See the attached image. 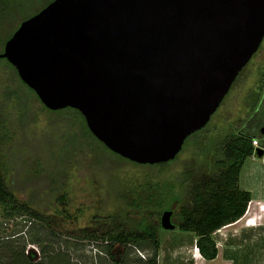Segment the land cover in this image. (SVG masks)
Instances as JSON below:
<instances>
[{"label":"water","instance_id":"obj_1","mask_svg":"<svg viewBox=\"0 0 264 264\" xmlns=\"http://www.w3.org/2000/svg\"><path fill=\"white\" fill-rule=\"evenodd\" d=\"M263 38L264 0H53L0 59L46 109L77 110L108 150L155 165L209 122Z\"/></svg>","mask_w":264,"mask_h":264},{"label":"rangeland","instance_id":"obj_2","mask_svg":"<svg viewBox=\"0 0 264 264\" xmlns=\"http://www.w3.org/2000/svg\"><path fill=\"white\" fill-rule=\"evenodd\" d=\"M49 1L2 0L0 54L5 40ZM262 88L263 95L264 38L209 122L201 131L186 138L181 151L169 165L132 166L120 163L119 168L105 173L92 170L93 166L88 169L94 157L88 142L86 146L90 151L88 148L71 150L72 147L77 149L82 146L83 141L80 140L83 139L78 140L75 130L83 129L84 124L79 120H67L65 117L68 113L46 112L35 104L27 116L28 123L20 121L18 124L16 114L19 106L4 99L10 92L22 93L25 89L19 84L10 65L0 59V169L5 173L6 185L17 200L28 204L47 221L44 223L24 214L5 216L4 207L0 205V245L8 240L14 241L15 245L34 251L35 262L38 263H45L47 259L42 255L40 245H47L54 252H65L71 264H140L139 258L144 262L149 256L147 251L131 249L126 256L121 250L124 249L122 246L120 250L115 249V261L111 262L97 247L101 243L84 238L80 231L98 229L94 223L97 216L109 219L117 214L127 217L135 213L133 208L125 206V200L119 194L130 195L133 192L135 197L140 187L148 183L153 187L159 186L165 196L185 200L192 182L212 171L207 162L208 150L221 142L237 122L244 125L252 117L255 95ZM255 110L248 124L250 133L263 125L264 102L258 103ZM92 146L105 154L100 145L92 143ZM189 170L191 174L188 176ZM239 182V188L255 192L264 189V157L253 161L248 158L239 174ZM145 214L148 217L147 212ZM22 220L30 222L22 225ZM232 228H226L223 234ZM158 236L160 249L194 246L195 236L192 233L181 232L174 227L171 230L161 228ZM39 239L42 242L36 244L35 241ZM228 243L238 245L234 254L229 251L231 257L244 258L247 264H264V231L235 237ZM0 249V264H9L5 248ZM119 253L125 255L122 262Z\"/></svg>","mask_w":264,"mask_h":264},{"label":"trees","instance_id":"obj_3","mask_svg":"<svg viewBox=\"0 0 264 264\" xmlns=\"http://www.w3.org/2000/svg\"><path fill=\"white\" fill-rule=\"evenodd\" d=\"M52 1H49L44 7ZM1 2L2 0H0V8L3 6ZM10 37L11 35L7 40ZM7 40H5V43ZM7 64L10 65L8 62ZM10 67L13 69L19 84L25 89L22 93L10 92L4 99L8 103L13 102L14 105L19 106L16 114L18 124H20V121L24 124L28 123L27 116L30 115L36 105H40L42 110L50 113L66 112L68 113L65 117L67 120L71 122L79 120L84 124L83 129L75 130L78 140L83 139L80 140L83 141L82 146L77 149L73 147L70 149L82 151L88 148L86 146L87 142L90 144L92 151L88 149L94 157L93 162L89 164V170L93 166L92 170L108 173L110 170L119 168L120 163L123 165L144 166L114 154L98 142L89 132L83 116L77 110L65 108L62 111H50L46 109L35 93L19 79L16 70L11 65ZM262 90L263 88L255 95L252 105L254 113L257 104H260L261 101L262 104L264 102ZM254 113L244 125L240 121L237 122L221 142L215 143L208 150L207 162L211 165L212 171L192 182L187 189L188 193L185 200L179 201L175 197L165 196L164 191L162 192L159 186L153 187L148 183L140 187L135 197H133V192L130 195L119 194L120 198L125 200V206L133 208L135 213L127 217L125 214L124 216L117 214L109 219L97 216L94 223L98 229H82L80 232L83 233L84 238L95 242L99 241L101 244L97 247L101 249V253L110 258L111 262L115 261V249L120 250V246H122L124 249L121 250H124L123 253L126 256L131 249L147 251L149 253L148 258L144 262L139 258L140 264H157V254L160 249L158 233L161 229L159 218L163 213L171 212L170 221L174 229L192 233L195 236V245L203 259L207 261L214 260L217 249L212 238L213 232L237 222L245 214L251 201L250 194L241 190L238 185L240 171L245 161L253 155L252 140H257L260 148L264 149V139L262 138L264 135H261L258 131L261 126L252 133L249 132L250 130L248 131L250 128L248 124L255 115ZM92 143L103 147L105 154L99 151L97 147L92 146ZM116 159L118 162H116ZM170 163L171 161L153 166L164 167ZM187 174L188 176L191 174L190 170L187 171ZM0 205L4 207L5 216L12 217L15 214H24L41 222H47L43 215L32 210L28 204L20 203L17 200L6 185L5 173L1 172V169ZM145 212H147L148 217H146ZM40 242H42L40 239L35 241L36 244H40ZM116 245H119V248H116ZM2 247L5 248L4 251L8 254L9 264H71L65 252H54L47 245H40L42 255L47 258L45 263L35 262L36 254L34 251L30 250L26 254L24 246L19 247L15 245L14 241L8 240L0 245V248ZM125 247L130 248L125 249ZM123 253H119L122 256L121 262L125 256Z\"/></svg>","mask_w":264,"mask_h":264},{"label":"crops","instance_id":"obj_4","mask_svg":"<svg viewBox=\"0 0 264 264\" xmlns=\"http://www.w3.org/2000/svg\"><path fill=\"white\" fill-rule=\"evenodd\" d=\"M262 150H263L262 157L259 158L255 155V157L252 156L249 159L251 161H253V159H255V158L263 159L264 149H262ZM240 182H239V184H240ZM240 189L243 191H246L250 194L251 201L249 203H252V204L250 205L251 207H249V211L252 210L253 202L261 203V206L263 208H261V209L255 208L257 216L252 217L254 219L253 220L254 222H251L252 219L250 218V225H249L250 227H244V226L242 227L241 225H238V224H240V223H238V221H239L238 220L234 224H231L229 226L221 228L222 231L219 234H215L212 236V238L215 242V245H216V249H217V255H216V258L214 260L207 261V260L203 259V257L200 255V253H199L200 259L194 260L192 257V248H191L192 246H191L188 248L184 247V249H159L158 254H157V264H247L246 262H244L245 261L244 258L243 259L238 258V257L235 258V256L231 257L229 255V251L232 252L233 254L236 252V249H238V245H236V246H234L233 244L229 245L228 242L235 237L239 238V236H240V238H241V236L251 235L254 232L264 231V189L263 188L260 189L259 192H255V190H249L248 188L245 189L243 187ZM232 226H233V228H232ZM226 228H232V229H230V231H226V233L223 234V232ZM230 232H231V234H230ZM225 240H227V242ZM194 244H195V242H194ZM160 248H161V246H160ZM131 254H133V252Z\"/></svg>","mask_w":264,"mask_h":264},{"label":"built area","instance_id":"obj_5","mask_svg":"<svg viewBox=\"0 0 264 264\" xmlns=\"http://www.w3.org/2000/svg\"><path fill=\"white\" fill-rule=\"evenodd\" d=\"M252 147H253V157H255V150L256 149H261L260 148V145H259V143H258V141L257 140H252ZM252 203H249L248 204V207H247V210H246V212H245V214L239 219V221H238V223H240V225L243 227H250L249 225H250V218L252 219V221L251 222H254L253 220V216H257V213H256V211H255V208H257V209H261V208H263L262 206H261V203H259V202H253V207H252V210L251 211H249V207H250V205H251ZM19 220H21V219H19ZM258 221V220H257ZM22 222V225H26V223H28V222H30V221H25V220H22L21 221ZM259 223V222H258ZM21 224V223H20ZM259 225V224H258ZM257 225V226H258ZM10 227H11V225H10ZM256 227V226H255ZM222 231V229H219V230H216L215 232H213V234H212V236L213 235H215V234H219L220 232ZM30 251V249H26V251H25V253L27 254L28 252ZM36 254V253H35ZM142 257V256H141ZM192 257H193V259L194 260H198V259H200V256H199V250H198V248L196 247V245L194 244V246H193V248H192Z\"/></svg>","mask_w":264,"mask_h":264}]
</instances>
